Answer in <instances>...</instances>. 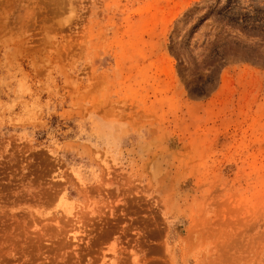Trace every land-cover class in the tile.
<instances>
[{"label": "rangeland", "instance_id": "374dc122", "mask_svg": "<svg viewBox=\"0 0 264 264\" xmlns=\"http://www.w3.org/2000/svg\"><path fill=\"white\" fill-rule=\"evenodd\" d=\"M0 264H264V0H0Z\"/></svg>", "mask_w": 264, "mask_h": 264}]
</instances>
